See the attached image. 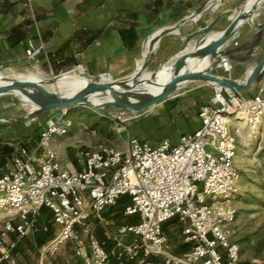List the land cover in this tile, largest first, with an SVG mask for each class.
Segmentation results:
<instances>
[{
  "label": "built area",
  "instance_id": "2783aa9c",
  "mask_svg": "<svg viewBox=\"0 0 264 264\" xmlns=\"http://www.w3.org/2000/svg\"><path fill=\"white\" fill-rule=\"evenodd\" d=\"M34 1L28 0L30 5ZM26 53L35 60L46 53V46L31 40ZM221 67L231 71L228 57H223ZM213 86L214 94L201 107V125L194 132L156 146L136 137L126 147L100 145L84 153L81 171L66 167L53 147L55 137L67 132L69 113L55 112V121L52 118L43 130L36 148L22 147L14 157V169L0 176V213L11 215L0 234L1 258L17 264L15 247L35 228L46 207L58 230L44 246L45 256L72 242L85 264H110L114 258L137 264H238L241 248L228 230L238 215L234 201L241 179L231 126L238 135L242 124L250 135L264 129V91L247 97L220 84ZM117 118L116 131L123 142L128 119L122 113ZM125 195L131 197L125 213L139 215L140 221L120 226L114 233L116 246L108 251L91 231V219H102L104 211ZM174 218L183 223L184 240L192 244L179 255L171 252L163 230L164 223ZM13 233L16 239L9 242ZM130 234L136 243L126 245L124 237Z\"/></svg>",
  "mask_w": 264,
  "mask_h": 264
},
{
  "label": "crops",
  "instance_id": "0c3cea01",
  "mask_svg": "<svg viewBox=\"0 0 264 264\" xmlns=\"http://www.w3.org/2000/svg\"><path fill=\"white\" fill-rule=\"evenodd\" d=\"M242 1L36 0L30 5L28 0H0V62L13 71L35 69L43 76L79 70L84 74V69L86 74H105L108 79L110 76H124L144 63L147 51L156 52L153 63L157 65L182 53L190 42H194V39L189 40V35L196 30L197 20L226 28L230 24L231 12L239 8ZM179 24L180 28L159 40V32ZM155 34L157 36L153 37ZM31 40L37 44L43 42L46 46V53L35 60L29 59L26 53ZM224 57L230 60L231 71L226 72L219 67L215 74L232 79L247 97L264 91V3L232 41ZM182 89L173 96L176 100L164 113L150 114L127 123L122 136L125 139L123 146H127L131 137L154 146L165 139L177 142L182 134L197 130L201 125L200 107L210 102L214 86L198 81ZM242 126L243 130L247 129L244 124ZM234 129L232 125L231 132L237 140L239 135ZM25 140L28 142H10L7 138H0V176L14 169V157L22 147L34 150L39 142L38 138ZM55 142L53 147L66 167L75 171L84 169L87 150L69 154L58 148L62 147L61 143ZM125 207L118 201L104 211L102 219H91V231L108 251L116 246L114 233L120 226L140 221L139 215H127ZM57 230L52 212L42 208L35 228L15 248V256L22 252L29 256L38 248H44ZM163 230L169 238L172 253L179 255L192 248V244L184 240L183 223L178 218L165 222ZM83 236L88 240V234ZM15 239L14 233L8 237L9 242ZM135 239L130 234L123 241L132 245L136 243ZM65 245L74 246L72 242ZM73 258L76 257L67 254L66 264H75ZM77 258L80 264H85L84 258ZM44 259L42 256V264H45ZM16 261L17 264H26L19 257ZM112 264H137V261L126 258L118 262L114 258Z\"/></svg>",
  "mask_w": 264,
  "mask_h": 264
},
{
  "label": "rangeland",
  "instance_id": "374dc122",
  "mask_svg": "<svg viewBox=\"0 0 264 264\" xmlns=\"http://www.w3.org/2000/svg\"><path fill=\"white\" fill-rule=\"evenodd\" d=\"M160 65L151 64L149 71L155 72ZM1 70L5 74L23 78L51 77L43 76L41 72L35 69L23 72L13 71L4 64L1 65ZM68 72L63 73H67V76L58 83V88L53 86L51 88L59 89L64 94H70L71 91L77 92L83 87L75 78L85 76V78L88 77L97 82L103 80L100 75L84 74L83 76V70ZM182 90L177 92H182ZM177 92L164 101L142 110L134 117H130L131 110L116 106L108 107L107 113L104 114L88 107L73 108L66 117L67 132L63 136H56L57 142L55 144L61 143L62 147L58 148H63V151L69 154L96 148L100 145L121 147L123 146V139L119 137L116 131L115 117H118L120 113L124 114L128 119L125 123L127 127V123L132 122V120H140V118L150 114H162L176 100L173 96L178 94ZM36 110L37 107L21 100L16 95L11 94L0 98V138H7L10 142L19 143L28 142L25 140L26 138H38L39 141L40 134L52 120L55 111L41 110L36 115L31 116L30 113ZM237 164L241 171L240 194L234 201L238 215L228 227L229 235L232 241L240 245V264H264V129L257 135H250L249 130L245 129L242 135L237 137ZM10 219V214L0 213V234L6 221ZM24 240L25 238H22L18 243L22 244ZM41 249L43 250V248H38L29 256H25L23 252L15 256L17 252H14V257L15 259L19 257L26 264H42V256L45 258V264H66L65 256L67 254H72L77 258L73 245H65L57 253L48 256L43 255ZM76 258H73V262L80 264V259Z\"/></svg>",
  "mask_w": 264,
  "mask_h": 264
},
{
  "label": "water",
  "instance_id": "95a60500",
  "mask_svg": "<svg viewBox=\"0 0 264 264\" xmlns=\"http://www.w3.org/2000/svg\"><path fill=\"white\" fill-rule=\"evenodd\" d=\"M263 3L264 0H243L239 8L231 12L230 24L226 28H217L216 23L206 24L197 20L196 30L189 35V40L194 39V42L189 43L182 53L161 64L153 73L149 68L156 52L147 56L142 66L129 75L117 78L110 76V80L105 77L98 82L89 78V84L70 94L51 88L56 87L65 74L40 79L11 76L2 72L3 63L0 62V98L13 94L37 107L35 112L30 113L31 116L41 110L55 111L60 115L59 111L62 109H68L69 112L73 108L82 107L104 114L107 113L108 107L116 106L131 110L130 117H134L142 110L164 101L183 87L198 81L241 91L232 79L219 76L214 71L221 67L228 47ZM180 27L181 24L159 32V40ZM163 73L166 76H162ZM145 85H154L159 89L149 91Z\"/></svg>",
  "mask_w": 264,
  "mask_h": 264
},
{
  "label": "bare ground",
  "instance_id": "6f19581e",
  "mask_svg": "<svg viewBox=\"0 0 264 264\" xmlns=\"http://www.w3.org/2000/svg\"><path fill=\"white\" fill-rule=\"evenodd\" d=\"M192 19V18H191ZM177 30H179V29H177ZM158 34V33H157ZM154 36H157V35H153V37ZM152 54V52H150V51H147L146 53H145V59H146V57L147 56H150ZM142 66V64L140 65V66H138L137 67V69H139L140 67ZM0 75H1V73H0ZM147 75V74H146ZM65 76H67V73H65ZM147 76H151L150 74L149 75H147ZM162 76H166L165 75V73H163L162 74ZM25 78H31V77H25ZM33 79H40V78H37V77H34ZM78 82H80L83 86H85V85H87V84H89L90 83V79L88 78V77H81V78H75ZM106 80H110V79H108V76L106 77ZM54 87V86H53ZM145 88H147V90H149V91H156V90H158L159 88L158 87H156V86H154V85H145L144 86ZM55 88H58V84L56 85V87ZM55 88H52V89H55ZM75 91H71L70 93H74ZM243 125V124H242Z\"/></svg>",
  "mask_w": 264,
  "mask_h": 264
},
{
  "label": "trees",
  "instance_id": "16d2710c",
  "mask_svg": "<svg viewBox=\"0 0 264 264\" xmlns=\"http://www.w3.org/2000/svg\"><path fill=\"white\" fill-rule=\"evenodd\" d=\"M122 198H126V199H123V201H122ZM130 201H131V197L128 196V195L122 196V197L119 199V202L123 203L124 207L127 206V204H129ZM44 208H46V207H44ZM47 209H48V208H47ZM48 210H49V209H48ZM124 210H125V209H124ZM14 250H15V249H14ZM5 261L8 262L7 260L2 259V262H1L0 264H3ZM8 264H9V263H8ZM238 264H240V263H238ZM241 264H247V263H241Z\"/></svg>",
  "mask_w": 264,
  "mask_h": 264
}]
</instances>
